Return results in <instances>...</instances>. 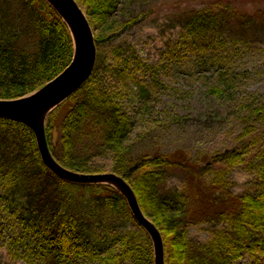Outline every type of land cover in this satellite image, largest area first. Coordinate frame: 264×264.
<instances>
[{"label": "rangeland", "instance_id": "rangeland-1", "mask_svg": "<svg viewBox=\"0 0 264 264\" xmlns=\"http://www.w3.org/2000/svg\"><path fill=\"white\" fill-rule=\"evenodd\" d=\"M226 3L229 17L208 30H198L190 19L210 0H122L109 24L93 29L104 39L93 74L96 87L112 94L119 114L132 119L127 162L179 154L187 166L204 165L216 153L239 146L249 126H260L256 110L264 105V0ZM9 4L14 17L24 13L16 0ZM27 36L29 46L35 37ZM90 119L94 126L76 136V155L89 173L112 172L115 153L100 144L103 120ZM258 166L254 161L225 174L211 170L202 181L187 167L161 168L160 192H185L191 199L179 220L193 254H204L202 248L217 233L229 230L227 219L236 210L231 198L254 191ZM102 191L61 184L58 192L81 219L87 239L100 248L108 245L104 237L141 232L142 227L134 216L122 220L104 212L98 197ZM19 210V201L9 204L0 189V264H46L17 217ZM67 264L97 262L72 255ZM235 264H264V256L247 251Z\"/></svg>", "mask_w": 264, "mask_h": 264}, {"label": "trees", "instance_id": "trees-1", "mask_svg": "<svg viewBox=\"0 0 264 264\" xmlns=\"http://www.w3.org/2000/svg\"><path fill=\"white\" fill-rule=\"evenodd\" d=\"M16 1L24 12L17 18L11 15L10 0H0V99H16L36 91L64 71L74 56L69 28L45 0ZM121 1L77 0L94 30L109 24ZM210 1V6L193 12L190 19L198 30H208L229 17V0ZM233 11L234 8L231 12L240 14ZM27 34L35 37L29 46ZM95 41L98 47L104 39L95 34ZM94 71L76 93L49 115L46 132L53 156L73 171L89 173L87 164L76 155L75 140L84 129L94 126L89 125L90 118L100 117L104 124L101 147L115 153L112 172L131 184L142 210L161 231L166 264H235L247 251L264 256V105L256 110L260 126H249L241 135L239 146L216 153L204 165L187 166L179 154L145 157L131 164L127 162L126 144L133 132L132 119L119 114L112 94L96 87ZM214 92L222 94L220 88ZM90 135L96 137L97 133ZM254 161L259 162L257 186L254 191L231 198L236 210L227 219L229 230L217 233L202 248L204 254H193L179 220L191 199L185 192H160L161 168L187 167L201 179L211 170L222 169L225 174ZM61 184L77 183L59 178L44 164L33 130L21 122L0 118V189L9 204L12 199L19 201L17 217L46 264H67L72 255H87L97 264H155L151 238L142 227L141 232L127 230L104 237L108 243L104 248L93 245L81 219L66 207L67 200L58 193ZM78 185L102 188L98 195L100 205L110 217L133 219L126 198L115 187ZM218 185L227 190L225 183ZM16 240L20 242L22 238Z\"/></svg>", "mask_w": 264, "mask_h": 264}, {"label": "water", "instance_id": "water-1", "mask_svg": "<svg viewBox=\"0 0 264 264\" xmlns=\"http://www.w3.org/2000/svg\"><path fill=\"white\" fill-rule=\"evenodd\" d=\"M62 18L73 38L72 62L58 76L36 91L16 99H0V118L28 125L35 133L44 164L59 178L77 184H108L126 198L138 224L150 235L155 264L165 263L161 231L142 210L131 184L115 172L82 173L63 166L52 154L47 140L49 115L76 93L91 77L97 61L95 34L77 0H45Z\"/></svg>", "mask_w": 264, "mask_h": 264}]
</instances>
